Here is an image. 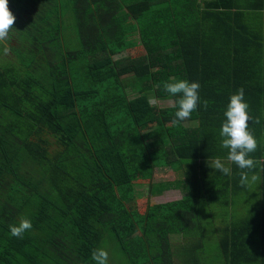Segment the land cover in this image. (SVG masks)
<instances>
[{
	"label": "trees",
	"instance_id": "1",
	"mask_svg": "<svg viewBox=\"0 0 264 264\" xmlns=\"http://www.w3.org/2000/svg\"><path fill=\"white\" fill-rule=\"evenodd\" d=\"M8 8L0 264H95L97 248L108 264H202L203 220L223 264H264V0H8ZM136 43L143 53L124 54ZM179 79L198 82L201 102L212 103L173 126L178 96L163 85ZM240 88L258 142L253 188L240 185L241 169L220 147L223 112ZM216 158L230 176L208 166ZM156 166L179 173L180 197L140 211L134 185ZM243 193L246 214L229 220ZM21 218L32 229L13 237Z\"/></svg>",
	"mask_w": 264,
	"mask_h": 264
},
{
	"label": "clouds",
	"instance_id": "2",
	"mask_svg": "<svg viewBox=\"0 0 264 264\" xmlns=\"http://www.w3.org/2000/svg\"><path fill=\"white\" fill-rule=\"evenodd\" d=\"M14 22L15 16L8 8V0H0V45H5L9 40V33L13 29ZM9 50L8 47L3 48L4 53ZM163 87L171 96H178V99L173 103V107L177 109L171 121L173 126H178L180 122L188 120L196 112L199 104L202 103L203 108L207 110L209 104L212 103L208 100L201 102L198 82L179 79L166 82ZM248 109L249 105L244 99V89L240 88L235 94L230 96L223 112L225 119L219 130L220 147L228 150L227 161L241 169L239 175L242 187L258 184L260 181L258 174L252 172L249 175V172L255 169L259 162L251 157V154L257 150L258 142L249 131L248 122L253 118L249 115ZM254 122L259 125L261 124V119L257 117ZM208 166L226 176L232 174L231 168L226 166L220 158L214 159L211 165L208 164ZM31 229V220L21 218L19 223L11 225L9 230L11 236L22 238L24 233ZM91 259L95 264H108V252L104 248H97L92 252Z\"/></svg>",
	"mask_w": 264,
	"mask_h": 264
},
{
	"label": "rangeland",
	"instance_id": "3",
	"mask_svg": "<svg viewBox=\"0 0 264 264\" xmlns=\"http://www.w3.org/2000/svg\"><path fill=\"white\" fill-rule=\"evenodd\" d=\"M143 53L142 47L137 43L132 48H129L124 51V54L129 55V56H137L139 54ZM7 58H11L12 55L10 53H4L2 50L0 52V63ZM150 101L152 104H156L157 106H168L171 104V100H157L153 98L152 96L150 97ZM154 123L151 124H143L138 127L139 131H146L150 129ZM154 172L152 173V176L149 180L148 183H145L144 181H138L134 185V191L136 192L137 198V207L140 211H142L145 206L150 203V202H157V201H164L165 194H172L176 191L175 189L177 188L175 185V182L178 177V172H174L173 170L171 171L168 167H161L157 168L156 170H153ZM169 184V182H171ZM171 186V187H170ZM178 192L180 190L178 189ZM158 196V198H149L150 195ZM176 194V193H174ZM178 194V193H177ZM151 199V200H150ZM209 228V232L207 235L204 236V238L201 241V261L202 264H223L221 254L218 251V246L215 240L214 232L212 230V225L208 224V222H203L201 223V227L199 231H205L206 228ZM170 241L173 243V245L177 246L179 242L182 241L180 239V236L178 235H172L170 236Z\"/></svg>",
	"mask_w": 264,
	"mask_h": 264
},
{
	"label": "crops",
	"instance_id": "4",
	"mask_svg": "<svg viewBox=\"0 0 264 264\" xmlns=\"http://www.w3.org/2000/svg\"><path fill=\"white\" fill-rule=\"evenodd\" d=\"M135 45H137V43L136 44H134L133 46H131V47H129V48H132V47H134ZM129 48H127V49H129ZM126 49V50H127ZM157 100H159V99H157ZM160 100H167V99H160ZM149 101H150V98H149ZM150 103H151V101H150ZM171 105V104H170ZM196 123V120H190V121H187L185 124L186 125H193V124H195ZM171 124V123H170ZM263 132H264V126H263V130H262ZM161 167H168V166H156V167H154L153 169H152V173L154 172L153 170H156L157 168H161ZM169 168V167H168ZM170 169V168H169ZM171 170V169H170ZM172 171V170H171ZM152 176V175H151ZM172 183V181L171 182H169V184H171ZM175 185H176V183H175ZM177 186V185H176ZM171 187V186H170ZM251 187L253 188V185H251ZM178 189L179 188H176L175 190V192L174 193H176V194H174L173 193V195L172 194H165L164 196H165V200L164 201H155V202H150L148 205H151V204H153V203H163V202H165V201H169V200H174V199H177V198H179L180 197V194H181V192H178ZM135 190V189H134ZM251 191V194L253 195V192H254V190H250ZM134 193H135V196L137 195L136 194V192L134 191ZM178 193V194H177ZM246 194H248V193H246ZM245 193H243L242 195H244L243 197H236L235 198V200H237L238 201V204L235 206V207H233L232 209H231V207H229L228 208V212H227V218L229 219V220H231V217L234 215V216H241L242 214L243 215H245L246 213H244V206H245V204H246V200H247V195H246ZM250 195V194H249ZM158 198V196H156V194H154V195H150L149 196V198ZM136 198H138L137 196H136ZM239 198H240V200L242 201V202H240L239 201ZM151 200V199H150Z\"/></svg>",
	"mask_w": 264,
	"mask_h": 264
}]
</instances>
